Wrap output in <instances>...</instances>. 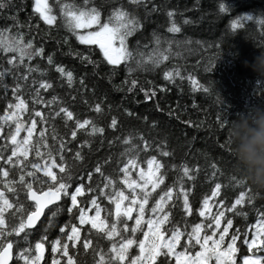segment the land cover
<instances>
[{
	"label": "snow or ice",
	"instance_id": "1",
	"mask_svg": "<svg viewBox=\"0 0 264 264\" xmlns=\"http://www.w3.org/2000/svg\"><path fill=\"white\" fill-rule=\"evenodd\" d=\"M23 3L24 0H19L18 7L14 0H0V15L11 12L10 16H4L11 23L0 29V60L7 65L0 63V89L7 99L0 114V264H42V261L49 264L45 256L46 245L50 249V264H78L76 255L81 249L91 251L93 264H264V206L254 207L255 197L250 188L242 187L245 181L236 176L229 177L234 187H242L230 202L222 196V189L227 185L216 182L210 195L205 194L199 207L193 208L190 196L192 182L196 179L194 173L199 172V166L190 168L184 162L166 165L163 159L172 156L166 141L156 143L153 148L143 134L125 135L122 144L130 146L120 154L124 159L117 160L115 179L104 174L100 163L87 172L86 177L83 172L76 175L73 165L83 164V150L91 151L90 144L97 135L103 143L105 128L97 126L90 118H76L67 107L59 106L62 100L55 94L45 99L41 93L54 87L51 80L44 78L54 65L53 53L49 52L45 57L44 45L37 47L33 38L26 40V32L21 31L38 30L39 21H43L48 31L59 26L80 45L86 46L84 52L72 50L69 36L65 35L66 55L77 58L85 66L91 65L92 74L98 75L102 61L92 58L93 47L98 48L108 66L103 76L110 84L120 70L118 66L123 65L125 78L119 85L112 84L113 89L125 92V95L138 89L143 93L144 101H149L155 99L157 91L163 93L166 89L162 85L151 86L152 81H147L150 86L146 89L134 78L136 74L155 72L165 61L181 57L182 51L191 54L204 47L199 40L175 38V34L181 32L175 19L177 10L154 0H32V14L38 16L37 24L33 25L31 17L26 18V23L19 20ZM162 10L166 17V32L172 35H162L153 29L147 43L141 44L140 39H136L130 47L129 38L140 32L152 13ZM218 11H227L224 2L218 4ZM245 22L264 29V19L251 16L231 19L228 28L235 32L245 28ZM182 23L192 21L185 18ZM261 41V47H264V31ZM211 47L213 45H208L204 50ZM215 47L219 48V45ZM34 58L46 61V65L41 67L39 63L25 62H32ZM54 68L59 74L57 86L73 88L76 83L73 71L59 63H55ZM211 68L209 62L204 71L209 72ZM182 71L186 69L174 64L165 69L162 76L169 84L177 79L181 82L187 79L192 91H210L194 75L186 77ZM6 75L13 80L10 98L7 96L9 85L4 82ZM78 83L82 89L86 88L83 76ZM26 87L29 89L27 99ZM83 102L87 103L86 100ZM102 105L103 101L96 102L91 110L101 114ZM108 108L111 111V105ZM156 109L160 110L158 104ZM124 112L128 116L135 115L128 109ZM169 115H175V112L169 111ZM56 119L62 120L65 129L71 122L66 135L55 134L49 120ZM143 119L147 121V117ZM217 123L221 129L227 125L226 120L221 122L219 118ZM117 126L118 118L113 115L107 127L114 130ZM155 126L153 121L150 127ZM49 129L53 131L51 143ZM78 133L88 138L76 144L73 151L69 145L76 141ZM133 139L139 140L140 144L133 143ZM108 143L111 145L113 141ZM225 143L228 145L227 140ZM220 147L224 148L225 144ZM227 150L232 155L229 145ZM149 151H155L156 155L141 161L140 153ZM103 163L107 164L108 160ZM141 163L146 167H141ZM209 167L211 175L206 178L213 180L219 169L215 163ZM169 171L177 175L171 184L162 187ZM93 174L102 177V186H92ZM87 195L91 198L82 207L81 201ZM102 201H107L108 206L103 207ZM178 204L182 209L179 219H174L172 212ZM246 207L255 213V223H246L241 230L234 218L247 222L249 212L244 210ZM65 209L70 221L74 211L78 212L74 217L78 223L56 225V218ZM197 214L199 222L190 223L191 217ZM39 225H43L44 234L35 241L30 240ZM53 227H58L59 234L49 241L47 232ZM90 236H96L97 240L93 242ZM101 240L106 242V249L100 245Z\"/></svg>",
	"mask_w": 264,
	"mask_h": 264
},
{
	"label": "trees",
	"instance_id": "2",
	"mask_svg": "<svg viewBox=\"0 0 264 264\" xmlns=\"http://www.w3.org/2000/svg\"><path fill=\"white\" fill-rule=\"evenodd\" d=\"M157 4L166 5L168 8L177 10L175 16L176 21L181 27V32L175 34L176 39H191L193 42L199 40L203 42L204 47L193 53L182 51L181 57H176L165 61L164 64L151 73H138L134 78H137L139 83L146 89L150 86L147 81H152L153 87L162 85L165 87L163 93L157 91V96L153 100L144 101L143 93L138 89L133 93L117 91L113 89L112 84L119 85L125 78L123 65L118 66L119 71L113 77L112 83L103 76L107 71L106 62L103 61L102 56L99 54V49L93 47L92 58L100 60L102 63L99 66V74H92L91 65H83L80 61L72 56L66 55L68 46L63 44V37L69 36V45L72 50L79 49L81 52L86 51V46L80 45L70 34L57 26L56 29L51 31L47 30V26L43 21H39V29H33L32 32H27L26 29L21 31L26 32L25 39L33 38L34 44L39 47L41 44L45 48V57L49 52L53 53L54 65L55 63L62 64L67 70L74 73L76 83L73 88L69 89L66 85L57 86L58 73L55 72L54 65L49 69V74L44 77L53 82V89L47 93H41L45 99L51 95H57L62 104L59 106L67 107L72 111L76 118L83 120L84 118L92 119L97 126L105 128L103 134V143L101 137L97 135L93 142L90 144L91 151L84 149L85 160L83 164L73 165V171L76 175L81 172L86 174L92 171L93 167L100 163L102 164V171L105 175H110L114 179L117 176V160H123L120 154L124 148L130 145L122 144L125 135L135 137L137 133L143 134L145 139L149 140L153 148L155 144L160 141H166L167 150L172 152V156L164 158L163 162L166 165L176 163L179 165L181 162L186 163L190 168L198 165L199 172L196 175L195 181L192 182L193 191L190 196V202L193 208L199 207V201L205 194L210 195V190L216 182L222 185H227L222 189V196L227 198L230 202L233 200L242 187L250 188L251 194L255 197L253 205L255 208H262L264 206V190H258L245 183L241 186H233L230 181V176L241 178L236 171L235 161L228 152V145L225 143L227 137L225 135V128H219L217 120L221 122H228L233 119L238 113L246 111L252 105L264 106V78L258 75L248 66L245 61L250 63L255 54L264 49L261 47V29L258 25L252 22H245V28L238 29L231 32L228 28L229 21L236 17L251 16L254 18L264 19V0H154ZM224 2L227 11L220 13L218 11V4ZM14 3L19 7V0H14ZM32 0H24L23 10L18 13L19 20L26 23L27 17H31V24L35 25L38 22V16L32 14ZM15 11V9H13ZM183 13V15H180ZM11 12H5L0 15V29L5 28L11 23L10 20L4 19V16H10ZM142 15V13H141ZM192 21L190 24H183V19ZM160 27H157V26ZM156 29L162 35L171 36L167 33L166 17L163 10L159 13H152L147 22L143 23V27L138 34H134L129 38L130 47L135 43L136 39H140L141 44L147 43L150 39V34ZM15 31V29H12ZM47 32V35H46ZM57 41L60 44H57ZM219 45L216 48L215 45ZM208 45L213 47L204 49ZM195 48V44L192 45ZM197 61L200 63L197 64ZM26 63H39L41 67L46 65V61L34 58L32 62ZM209 62L212 63V68L209 72L204 71V66ZM7 67L3 60H0ZM179 65L182 74L187 77L188 74L194 75L200 84L210 89L208 93L202 90L192 91L191 85L188 80L183 82L175 81L172 84L164 81L162 73L165 69ZM23 71V69H21ZM84 77V84L86 88L82 89L78 81ZM40 77H37L39 79ZM259 81V83H257ZM4 82L9 85L7 96L11 97V85L13 80L11 76H5ZM31 80H29V83ZM179 84V87L176 85ZM91 90V91H89ZM29 89L25 88V99ZM72 97H75L73 99ZM86 100L85 104L83 101ZM103 101V112L101 114L94 113L91 108L96 102ZM7 103L4 97L3 90L0 89V114ZM159 105V111L156 105ZM195 104V107H193ZM111 105V111L108 106ZM37 108H40L37 105ZM124 109L134 113V116L125 114ZM29 110L31 111V104L29 103ZM45 113L46 109H41ZM169 111L175 112V115H169ZM118 118V126L116 129H109L107 127L112 116ZM147 117V121H144ZM178 117V118H177ZM156 122L154 128L150 127L152 122ZM185 121L191 123L186 124ZM49 124L54 125L55 134L64 136L67 134L68 129L71 128V122L68 129H65L62 120L56 119L55 121L49 120ZM199 125V127H197ZM39 129V125L37 126ZM52 129H49V143H51ZM119 137V139H114ZM86 137L83 133H78L76 141L69 145L75 151L76 144ZM112 140L113 143L109 145L108 141ZM133 143L140 144V141L133 139ZM2 143V141H0ZM220 144H225L224 148ZM156 155L155 151L147 153L141 152L139 159L145 161L148 156ZM110 158V159H109ZM108 160L107 164L103 162ZM72 163V161H69ZM215 163L219 171L213 180H208L206 177L211 175L210 164ZM119 166H122L119 165ZM142 167L146 165L141 163ZM177 173L169 171L166 176L165 185L167 187L174 180ZM85 183H87L85 179ZM91 184L93 187L102 186V177L98 174H93ZM120 186V185H117ZM186 186L187 182H186ZM91 197L87 195L81 201L83 207L86 200ZM102 206L107 207V201H102ZM182 205L178 204L177 208L173 210L172 216L174 219H179L180 210ZM249 212L247 222L241 218H234V223L243 230L247 224L255 223V213L251 208H245ZM78 212L73 213L70 221L69 215L65 209L57 218L56 225H63L65 222L75 221L74 217ZM103 215V212H102ZM44 223H47L43 217ZM200 217L193 215L190 223L199 222ZM43 225H39L35 234L29 237L30 240L35 241L42 232ZM83 231V230H82ZM59 234L58 227H53L47 232L49 241L56 238ZM93 242L97 240L96 236H90ZM100 245L107 248L105 241L101 240ZM50 249L46 245L45 256L50 264L51 256L49 255ZM78 264H93V254L91 251L84 252L80 250L76 255ZM42 264L44 262L42 261Z\"/></svg>",
	"mask_w": 264,
	"mask_h": 264
},
{
	"label": "clouds",
	"instance_id": "3",
	"mask_svg": "<svg viewBox=\"0 0 264 264\" xmlns=\"http://www.w3.org/2000/svg\"><path fill=\"white\" fill-rule=\"evenodd\" d=\"M245 64L264 78V49ZM225 135L241 179L264 190V106L252 105L238 113L228 122Z\"/></svg>",
	"mask_w": 264,
	"mask_h": 264
},
{
	"label": "rangeland",
	"instance_id": "4",
	"mask_svg": "<svg viewBox=\"0 0 264 264\" xmlns=\"http://www.w3.org/2000/svg\"><path fill=\"white\" fill-rule=\"evenodd\" d=\"M142 167V166H141ZM146 167V166H145ZM90 214H91V211H90Z\"/></svg>",
	"mask_w": 264,
	"mask_h": 264
},
{
	"label": "water",
	"instance_id": "5",
	"mask_svg": "<svg viewBox=\"0 0 264 264\" xmlns=\"http://www.w3.org/2000/svg\"><path fill=\"white\" fill-rule=\"evenodd\" d=\"M43 218V216L41 217V219Z\"/></svg>",
	"mask_w": 264,
	"mask_h": 264
}]
</instances>
